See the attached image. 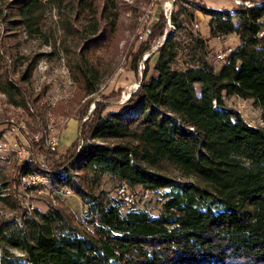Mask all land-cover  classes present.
<instances>
[{
	"label": "trees",
	"instance_id": "16d2710c",
	"mask_svg": "<svg viewBox=\"0 0 264 264\" xmlns=\"http://www.w3.org/2000/svg\"><path fill=\"white\" fill-rule=\"evenodd\" d=\"M260 2L223 10L201 3L212 17L210 36L236 33L241 41L218 72L206 59L175 68L177 42L170 36L154 53L157 75L150 74L154 55L146 60L142 55L139 87L126 102L103 110L96 105L73 153L50 169L34 160L21 165L20 174L42 173L57 189L77 193L87 206L85 222L75 223L58 207L38 211L25 217L22 236L11 234L8 244L25 251L29 264H264V128L250 124L225 99L253 98L264 120V0ZM45 3L60 11L72 7L74 14L63 27L80 39V50L70 70L87 95L94 93L101 73L96 52L118 29L120 1L11 0L6 17L0 2V20L36 34L41 32L36 8ZM235 17L241 19L239 25ZM167 27L160 13L147 39ZM2 47L0 42V91L10 104L34 116L38 100L27 87L41 54L15 77ZM36 112L41 119L34 131L43 132V112ZM45 136L31 142L41 148ZM54 153L45 150L47 157ZM171 168L193 180L177 179ZM104 174L133 190L168 189L159 216L134 205L124 213L123 199L96 193ZM1 264L17 263L4 255Z\"/></svg>",
	"mask_w": 264,
	"mask_h": 264
},
{
	"label": "rangeland",
	"instance_id": "374dc122",
	"mask_svg": "<svg viewBox=\"0 0 264 264\" xmlns=\"http://www.w3.org/2000/svg\"><path fill=\"white\" fill-rule=\"evenodd\" d=\"M119 1L122 9L118 29L109 44L96 52V63L101 70L100 81L97 90L90 95L85 93L82 84L74 79L70 70V62L80 50L77 47L80 39H76L75 34L67 35L63 27L65 19L74 14L72 7L60 11L50 3L38 5L36 11L40 15L41 32L36 34H30L23 26L13 28L9 22L0 20V42L11 74L18 77L41 54L32 82L27 87L31 97L38 100L31 110L34 116L10 104L0 91V264L4 255L17 264H29L26 252L10 246L7 240L14 233L17 237L22 236L21 226L26 216L58 207L75 223L85 222L87 206L77 193L68 187L57 189L42 173L22 175L19 172L21 165L34 160L39 166L50 169L60 158L73 153L79 145L82 127L86 125L84 123L88 117L89 121L92 120L96 105L103 110L126 102L124 95L132 94L141 83L144 67L141 63L139 65V61L142 55L143 60L153 56L166 37L171 36L177 42L178 56L173 63L175 68L183 69L206 59L216 72L225 63L220 55L226 57L241 42L236 33L210 36L212 17L201 10V3L217 10L242 5L237 0ZM0 2L5 5L6 17L10 12L11 0ZM160 13L167 18L168 27L162 32L157 29L147 39L149 28L157 22ZM169 14L170 21L167 17ZM233 21L236 25L241 23L237 17ZM85 26L89 30L88 22ZM197 39H202V43H198ZM146 47L148 49L145 50ZM155 56L150 74L156 76L153 68ZM135 62L139 65L137 70L134 69ZM200 92V85H196L197 95ZM225 99L227 105L239 110L250 124L264 128L262 108L253 98L231 95ZM36 109L43 112L45 134L34 131L41 119ZM44 135L41 148L34 146L31 141H41ZM53 139H58L55 150L48 145ZM48 149L55 151L51 157L45 155ZM170 174L183 181L193 180L174 168L170 169ZM5 184L8 187L5 188ZM119 187L116 179L104 174L94 189L96 193L102 192L109 198H119ZM127 188L131 200H124V213L134 205L146 209L154 217L159 216L162 195L168 189L151 192L144 191L140 186L135 190ZM1 196L8 199L5 201Z\"/></svg>",
	"mask_w": 264,
	"mask_h": 264
},
{
	"label": "built area",
	"instance_id": "2783aa9c",
	"mask_svg": "<svg viewBox=\"0 0 264 264\" xmlns=\"http://www.w3.org/2000/svg\"><path fill=\"white\" fill-rule=\"evenodd\" d=\"M238 4H244V5H247V6H251V5H254V4H260L261 2H257V3H250V1H245V2H241L239 3L240 1L237 0ZM170 15V14H169ZM168 20L170 21V16H168ZM221 58H225L223 55H220ZM51 149L55 150L57 148V145H58V139H53L52 141H50V143L48 144ZM127 186H121L118 188V195H119V198L123 199V200H131L130 198V194H129V191L127 190Z\"/></svg>",
	"mask_w": 264,
	"mask_h": 264
},
{
	"label": "bare ground",
	"instance_id": "6f19581e",
	"mask_svg": "<svg viewBox=\"0 0 264 264\" xmlns=\"http://www.w3.org/2000/svg\"><path fill=\"white\" fill-rule=\"evenodd\" d=\"M137 87V86H136ZM129 95V96H128ZM128 96V97H127ZM130 97V94L124 95V99H128Z\"/></svg>",
	"mask_w": 264,
	"mask_h": 264
},
{
	"label": "water",
	"instance_id": "95a60500",
	"mask_svg": "<svg viewBox=\"0 0 264 264\" xmlns=\"http://www.w3.org/2000/svg\"><path fill=\"white\" fill-rule=\"evenodd\" d=\"M166 38H167V37H166ZM166 38H165V40H166ZM139 85H140V83H139ZM139 85H138V86H139ZM130 96H131V93H130ZM128 99H129V98H128ZM128 99H125V101L128 100Z\"/></svg>",
	"mask_w": 264,
	"mask_h": 264
}]
</instances>
